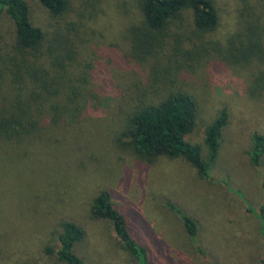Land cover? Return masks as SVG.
I'll use <instances>...</instances> for the list:
<instances>
[{"label":"rangeland","instance_id":"1","mask_svg":"<svg viewBox=\"0 0 264 264\" xmlns=\"http://www.w3.org/2000/svg\"><path fill=\"white\" fill-rule=\"evenodd\" d=\"M139 1L73 0L64 17L53 19L37 0H27L32 24L48 37L67 38L75 52L64 91L73 88L80 107L58 124L49 115L40 135L0 140V264H55L42 252L65 218L87 232L76 247L87 264H136L110 226L88 216L102 189L149 248V264H263L264 155L256 168L249 152L252 136H264V0H212L218 24L201 38L193 34L189 11L182 12L145 62L130 56L129 30L142 22ZM248 26L259 33L254 54L261 53L251 58L242 57ZM13 42V23L2 14L3 62L15 58ZM0 85L9 97L7 71ZM176 90L198 105L186 140L204 158L205 128L221 110L227 113L210 179L182 159L147 162L127 147L123 132L134 108ZM168 203L196 221L195 243Z\"/></svg>","mask_w":264,"mask_h":264},{"label":"trees","instance_id":"2","mask_svg":"<svg viewBox=\"0 0 264 264\" xmlns=\"http://www.w3.org/2000/svg\"><path fill=\"white\" fill-rule=\"evenodd\" d=\"M37 1L51 18L60 19L70 11L73 0ZM139 8L141 25L129 30L130 56L138 62H145L157 54V49L164 45L167 24L184 11H189L191 15L193 34L197 38L212 33L218 24V14L212 0H140ZM2 14H6L14 26V42L10 52L16 59L11 62L13 57L7 54L10 57L3 62L0 55V76L3 71H7L12 79L9 97L0 85V140L35 137L40 135L49 115V121L58 124L80 107L75 103L78 97L75 90L70 88L68 92L64 91L66 65L73 60L75 52L67 38L56 32L52 34L53 37H48L42 28L32 24L27 0H0V16ZM253 28L248 26L246 29L249 48L242 53L245 58L261 54H254L259 33ZM197 112L195 99L182 90L169 91L157 103L140 104L132 111L123 132V136L128 138L127 147L147 162L159 157L182 159L201 179H210L212 166L218 156L221 132L227 125L228 116L225 110H221L205 128L207 157L204 158L200 146L186 140L196 126ZM263 155L264 136L254 134L249 152L251 164L257 168ZM167 206L180 216L184 232L195 243L198 233L196 221L172 204L168 203ZM87 209L90 219L106 222L110 226L119 246L133 262L150 263L149 248L135 238L127 217L112 204L109 191L99 190L91 198ZM260 216L264 223L263 215ZM261 227L264 237V225ZM50 234L54 236V241L44 246V257L52 259L55 264H87L76 252V247L87 237L80 222L61 219ZM199 252L204 254L203 251Z\"/></svg>","mask_w":264,"mask_h":264}]
</instances>
